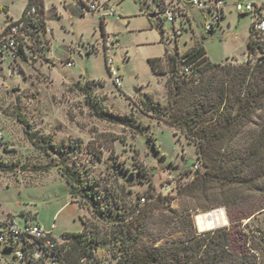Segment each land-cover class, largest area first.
<instances>
[{
	"label": "rangeland",
	"instance_id": "obj_1",
	"mask_svg": "<svg viewBox=\"0 0 264 264\" xmlns=\"http://www.w3.org/2000/svg\"><path fill=\"white\" fill-rule=\"evenodd\" d=\"M28 1L0 0V27L5 20H20ZM42 1L44 28L36 29L25 59L11 62L5 56L0 63V166L59 163L53 153L38 150L28 140L17 119L20 113L30 123V131L46 143L50 138L57 147L70 140L80 145L68 150L63 165L83 181L98 184L99 200L93 209L71 197L70 186L57 168L47 172L19 168L4 172L0 168V221L12 218L19 224L30 218L57 240L86 229L92 237L108 241L111 224L142 204L139 199L147 197L152 184L155 194L173 197L172 209L191 210L193 223L191 228L174 227L173 223L167 228L157 218L135 248L139 255L191 232H208L197 229L194 216L217 210L224 212L227 223L209 231L229 229L231 248L242 249V234L264 227V210L240 225L231 224L234 218L230 214L253 212L257 198L237 186L230 188L234 194L226 198L196 201L177 195L178 187L189 183L200 166L198 153L179 131L158 120L146 101L162 112L169 108L171 91L166 81L171 67L166 54L182 55L199 44L213 64L243 65L256 10L239 14L235 4H252L264 18V0H225L223 17L212 31L205 29L211 15L185 0H164L168 6L178 4L186 10L187 18L176 15L174 23L159 13L155 0H89L97 4L99 13L78 0ZM105 5L115 10L113 17L107 16ZM105 38L110 40L108 49ZM252 39L251 60L259 62L257 46L264 51V33ZM106 56L112 59L122 88L113 85ZM153 59H159L155 70L149 64ZM86 81L92 83L91 96L102 118L88 104L83 89ZM220 87L218 79L211 89ZM206 88L203 85L201 90ZM245 130L252 131V126ZM221 153L231 158L227 151ZM234 200L239 205L233 206ZM220 202L230 206L201 209ZM196 205L201 208H194ZM100 248L97 264H119L108 242H100ZM11 255V251L5 252L6 258Z\"/></svg>",
	"mask_w": 264,
	"mask_h": 264
},
{
	"label": "trees",
	"instance_id": "obj_2",
	"mask_svg": "<svg viewBox=\"0 0 264 264\" xmlns=\"http://www.w3.org/2000/svg\"><path fill=\"white\" fill-rule=\"evenodd\" d=\"M33 5L37 7L36 21L34 23L31 20L25 26V32L31 36V43L36 36V30L31 29L44 28L45 23L42 0H29L21 19L25 18L26 12ZM255 34L251 26L247 42V62L239 66L211 63L202 45H196L182 55L166 54L165 59L171 67V75L166 81L171 91L169 108L162 112L146 101L148 110L158 120H163L169 127L179 131L190 144L195 145L198 153L200 166L189 183L178 187L177 195L196 201L215 196L226 198L234 194L230 188L237 186L247 192L252 191L257 198L258 203L253 212L237 214L235 217L233 213L230 214L234 218L231 220L232 225H240L244 219L264 210V51L257 46L260 61L251 60L254 51L252 38ZM102 36L105 37L104 32ZM26 50L20 47L17 60L25 59ZM158 60H149L152 70H155ZM184 67H189V74L182 72ZM218 79H221V87L212 90ZM91 84L89 81L85 82V96L91 109L102 118L96 101L91 96ZM203 85L207 88L201 90ZM17 119L25 127V134L32 145L42 152L53 153L59 163L31 167L1 163L2 171L14 172L19 168L22 171L47 172L57 168L70 186V196L79 198L83 205L96 208L99 185L83 181L63 165L68 150L80 145L70 140L62 147H57L50 138L46 143L30 131V123L20 113L17 114ZM249 126H252V131L245 130ZM244 143L245 148L240 146ZM222 150L227 151L231 158H226L221 153ZM90 153L94 156L92 151ZM154 192L150 184L147 197L139 199L142 204L138 203L127 215L111 224L108 241L92 237L86 229L62 236L71 242V249L62 260L67 264H78L80 260H85L84 264H97L100 242H108L118 257L119 264H264V227L243 233L244 247L240 250L231 248V231L221 228L202 234L191 232L184 238L147 248L143 255H139L135 248L157 218L167 228H171L172 223L174 227L191 228L193 223L191 210L176 211L171 208L173 197ZM231 202L233 206L239 205L235 200ZM219 206L227 207L230 204L220 202L202 208L196 205L194 208L210 211Z\"/></svg>",
	"mask_w": 264,
	"mask_h": 264
},
{
	"label": "built area",
	"instance_id": "obj_3",
	"mask_svg": "<svg viewBox=\"0 0 264 264\" xmlns=\"http://www.w3.org/2000/svg\"><path fill=\"white\" fill-rule=\"evenodd\" d=\"M83 3L90 11L99 13L97 4L94 1L78 0ZM160 5L159 13L171 23L175 22L176 10L173 6H168L164 0H155ZM193 7L207 11L211 15V20L205 24L207 31H212L215 25H219L222 19V11L225 0H190ZM107 16L113 17L115 10L108 7ZM235 9L239 14L255 12L252 23V32L256 34L264 33V19L260 18L259 10L252 4H235ZM258 12V13H257ZM37 7L35 5L26 12L25 18L18 21L5 20L0 27V63L8 56L11 61L18 59L20 47L26 50L31 46V36L27 34L26 23L31 20L36 21ZM31 30L35 31L33 27ZM106 49L110 40L104 39ZM108 52V51H107ZM106 67L113 85L122 88V79L113 65L112 59L106 56ZM247 62V58L244 63ZM69 67L72 63H67ZM184 74H189V67L182 68ZM1 135V134H0ZM71 249V242L65 238L60 240L51 236L49 231L38 223L32 222L30 218H25L21 223H17L12 218L0 221V264H67L62 257ZM11 251V258L5 257V252ZM85 260H80L78 264H84Z\"/></svg>",
	"mask_w": 264,
	"mask_h": 264
},
{
	"label": "bare ground",
	"instance_id": "obj_4",
	"mask_svg": "<svg viewBox=\"0 0 264 264\" xmlns=\"http://www.w3.org/2000/svg\"><path fill=\"white\" fill-rule=\"evenodd\" d=\"M195 225L199 231H209L224 226L226 216L222 210L212 211L206 214H200L194 217Z\"/></svg>",
	"mask_w": 264,
	"mask_h": 264
},
{
	"label": "crops",
	"instance_id": "obj_5",
	"mask_svg": "<svg viewBox=\"0 0 264 264\" xmlns=\"http://www.w3.org/2000/svg\"><path fill=\"white\" fill-rule=\"evenodd\" d=\"M172 1V0H171ZM203 1H209V0H203ZM190 2V1H189ZM189 2H186V3H189ZM171 6H173L174 8H175V10H176V14L178 15V16H182V17H186L187 18V14H186V10L185 9H183V8H181V6H179L178 4L177 5H175V4H171ZM258 13V12H257ZM223 14H224V9H223V11H222V17H223ZM260 14V18L261 19H264L262 16H261V13L259 12L258 13V15ZM174 27V26H173ZM175 29V28H174ZM196 45H199V44H196ZM196 45H194V46H196ZM193 46V47H194ZM192 48V47H191ZM190 48V49H191Z\"/></svg>",
	"mask_w": 264,
	"mask_h": 264
},
{
	"label": "water",
	"instance_id": "obj_6",
	"mask_svg": "<svg viewBox=\"0 0 264 264\" xmlns=\"http://www.w3.org/2000/svg\"><path fill=\"white\" fill-rule=\"evenodd\" d=\"M190 0H185V2H189ZM239 1H242V0H239ZM195 217V216H194Z\"/></svg>",
	"mask_w": 264,
	"mask_h": 264
}]
</instances>
